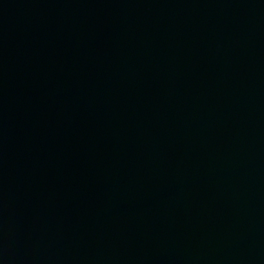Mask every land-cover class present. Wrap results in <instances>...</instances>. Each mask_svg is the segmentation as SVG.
<instances>
[{"label": "water", "instance_id": "water-1", "mask_svg": "<svg viewBox=\"0 0 264 264\" xmlns=\"http://www.w3.org/2000/svg\"><path fill=\"white\" fill-rule=\"evenodd\" d=\"M0 264H264V0H0Z\"/></svg>", "mask_w": 264, "mask_h": 264}]
</instances>
